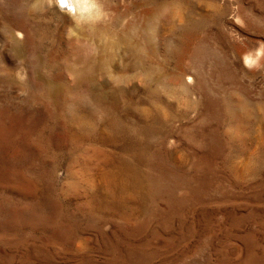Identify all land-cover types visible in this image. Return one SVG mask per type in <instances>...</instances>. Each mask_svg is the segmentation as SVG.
Wrapping results in <instances>:
<instances>
[{
    "label": "rangeland",
    "instance_id": "374dc122",
    "mask_svg": "<svg viewBox=\"0 0 264 264\" xmlns=\"http://www.w3.org/2000/svg\"><path fill=\"white\" fill-rule=\"evenodd\" d=\"M92 1L0 0V264H264V0Z\"/></svg>",
    "mask_w": 264,
    "mask_h": 264
},
{
    "label": "bare ground",
    "instance_id": "6f19581e",
    "mask_svg": "<svg viewBox=\"0 0 264 264\" xmlns=\"http://www.w3.org/2000/svg\"><path fill=\"white\" fill-rule=\"evenodd\" d=\"M58 3L63 10L75 8V10H81L84 12L86 11L88 13L92 9L91 5H93L92 0H58ZM65 5L66 7H64ZM103 29L104 28H98L94 32L88 34L86 42L78 43L79 47L76 48L78 61L84 66L80 70V72L85 74V85L87 89H90L89 91H92L94 89V86L96 85V83L94 82L95 73L98 71H107L108 66H112L114 63V53L109 51V48H112V46L110 45L113 41L114 36L116 37L117 41L113 45L117 46V48L124 47L128 54L132 55V57L135 59L136 62L133 64V67L140 69L145 68L143 71L146 72L147 75L152 76V74L156 70L154 69L155 67L152 65V63L156 61L152 60L148 62L149 58L147 55H151V51L149 49L150 47L148 44L153 41L152 36L154 35L155 31L151 30L149 34L145 35V38L143 37L145 41L142 46H134V38L130 34L124 33L123 29L117 30V26L104 30ZM106 35H108L109 39L104 41ZM88 38L94 40L91 41ZM96 39L101 40L105 44L100 46V48H105V51L108 52L104 58L94 55L95 50L94 48H91V45H93L92 42H94ZM148 66H150V68H148ZM158 67L164 70L166 66L159 64Z\"/></svg>",
    "mask_w": 264,
    "mask_h": 264
},
{
    "label": "water",
    "instance_id": "95a60500",
    "mask_svg": "<svg viewBox=\"0 0 264 264\" xmlns=\"http://www.w3.org/2000/svg\"><path fill=\"white\" fill-rule=\"evenodd\" d=\"M68 2H69V1H68ZM68 2H67V3H68ZM67 5H68V4H67ZM64 7H66V5H65Z\"/></svg>",
    "mask_w": 264,
    "mask_h": 264
}]
</instances>
